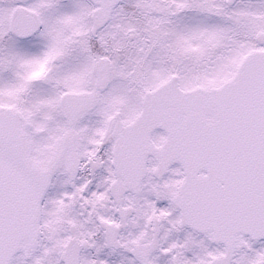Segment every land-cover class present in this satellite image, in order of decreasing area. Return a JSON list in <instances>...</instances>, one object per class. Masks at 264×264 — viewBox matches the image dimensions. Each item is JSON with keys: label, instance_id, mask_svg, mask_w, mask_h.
Instances as JSON below:
<instances>
[{"label": "snow or ice", "instance_id": "1", "mask_svg": "<svg viewBox=\"0 0 264 264\" xmlns=\"http://www.w3.org/2000/svg\"><path fill=\"white\" fill-rule=\"evenodd\" d=\"M0 264H264V0H0Z\"/></svg>", "mask_w": 264, "mask_h": 264}]
</instances>
